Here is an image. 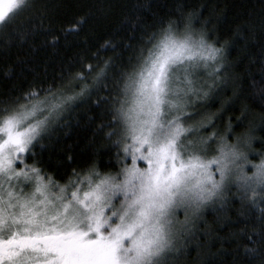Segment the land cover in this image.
<instances>
[{
	"label": "snow or ice",
	"instance_id": "1",
	"mask_svg": "<svg viewBox=\"0 0 264 264\" xmlns=\"http://www.w3.org/2000/svg\"><path fill=\"white\" fill-rule=\"evenodd\" d=\"M33 6L32 0H0V37ZM222 55L191 20L182 29L170 21L141 37L105 101L113 106L108 136L115 138L118 158L122 152L130 165L115 174L95 167L74 171L63 186L24 157L34 155L51 125L88 91L84 73L4 101L0 264H169L191 231L192 217L214 199L235 187L243 197L251 194L255 205L257 194H264V159L249 168L239 141L230 143L219 133L189 139L193 128L184 126L192 119L189 102L204 88L193 73L211 69L214 81ZM107 69L108 62L95 79L106 78Z\"/></svg>",
	"mask_w": 264,
	"mask_h": 264
},
{
	"label": "trees",
	"instance_id": "2",
	"mask_svg": "<svg viewBox=\"0 0 264 264\" xmlns=\"http://www.w3.org/2000/svg\"><path fill=\"white\" fill-rule=\"evenodd\" d=\"M32 2L31 9L3 29L8 35L0 37V108L29 89L59 84L61 76L81 72L88 91L51 125L32 149L34 155L25 154L26 163L60 185L74 171L95 167L102 173L118 172L127 161L122 152L118 158L115 138L108 136L113 106L105 102L115 92L116 75L141 37L170 21L182 29L189 20L223 55L214 81L200 71L193 73L208 94L191 109L198 123L190 119L186 124L199 127L204 122L198 131L203 137L219 133L230 143H242L252 162L264 159V0ZM106 62V78L97 81ZM262 195L257 194L253 205L251 194L243 197L235 187L225 192L193 220L169 264H264Z\"/></svg>",
	"mask_w": 264,
	"mask_h": 264
},
{
	"label": "rangeland",
	"instance_id": "3",
	"mask_svg": "<svg viewBox=\"0 0 264 264\" xmlns=\"http://www.w3.org/2000/svg\"><path fill=\"white\" fill-rule=\"evenodd\" d=\"M218 66V65H217ZM195 71H200L199 72V74H202V73H204V75L205 76H207V77H205L204 79H209V75H208V72L209 71H211V69H204L203 67H201V68H199V69H197V70H195ZM195 81H196V84H197V87H199L200 85H203V81H199L200 79H195L194 77H192ZM205 87V86H204ZM203 92H204V90L201 92V95H203ZM200 95V96H201ZM200 96L199 97H192V99H191V101L189 102V104H188V106H187V108H186V112L187 113H189V114H191L192 116L194 115V113L196 112L195 110L194 111H192L191 109H192V107H194L195 105H196V102L198 101V100H200ZM194 118H192V121H195L194 123L195 124H197L198 122L194 119ZM187 122H185V126L186 127H189V126H191L190 125V123L188 122V125L186 124ZM197 126V127H196ZM196 126H192V128H193V131H192V133L190 134V136H189V139H193V140H195V139H198L199 137H203L202 135H201V133L200 132H198L201 128H200V126L198 127V125H196ZM233 144H235V143H233ZM239 144H240V147H241V149L245 152V146L242 144V143H240L239 142ZM25 158V157H24ZM249 161H250V164L248 165V167L249 168H251V164H259L260 162H258V163H256V162H252L250 159H249ZM127 163L130 165V163H131V160H130V158L127 160ZM138 163V166H140V167H144V166H146L145 164H144V162H142V161H138L137 162ZM28 164V163H27ZM28 165H30V164H28ZM19 166V165H18ZM123 167V166H122ZM121 167V168H122ZM120 168V169H121ZM115 174V173H114ZM248 174L249 175H251V171H249L248 172ZM66 185V184H65ZM63 186V185H62ZM86 187V186H85ZM26 191H28L29 189H25ZM70 192H71V189H69V192H68V194L70 195ZM217 199V198H216ZM216 199H214L211 203H209L206 207H208V206H210ZM205 207V208H206ZM199 215V214H198ZM197 215V216H198ZM196 216V217H197ZM196 217H192V223H193V220L196 218ZM179 219H181V220H183L184 219V216L181 214L180 216H179ZM192 223L189 225V227L192 225Z\"/></svg>",
	"mask_w": 264,
	"mask_h": 264
}]
</instances>
